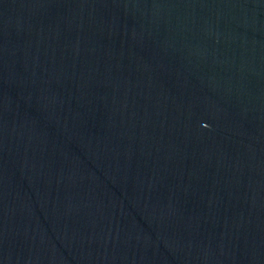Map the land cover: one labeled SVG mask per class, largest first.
<instances>
[{"label": "water", "instance_id": "1", "mask_svg": "<svg viewBox=\"0 0 264 264\" xmlns=\"http://www.w3.org/2000/svg\"><path fill=\"white\" fill-rule=\"evenodd\" d=\"M0 264H264V0H0Z\"/></svg>", "mask_w": 264, "mask_h": 264}]
</instances>
